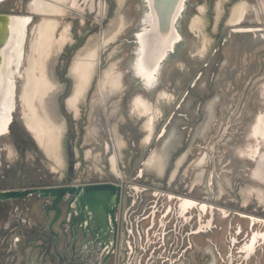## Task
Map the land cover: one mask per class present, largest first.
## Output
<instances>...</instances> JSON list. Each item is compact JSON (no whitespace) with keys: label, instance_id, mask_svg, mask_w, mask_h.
I'll use <instances>...</instances> for the list:
<instances>
[{"label":"rangeland","instance_id":"obj_1","mask_svg":"<svg viewBox=\"0 0 264 264\" xmlns=\"http://www.w3.org/2000/svg\"><path fill=\"white\" fill-rule=\"evenodd\" d=\"M29 1L2 0L0 13L31 14L27 9ZM217 1L187 0L186 9L178 23L183 40L162 63L157 84L147 90L131 72L134 34L144 12L142 0L125 1L120 9L125 27L108 45L102 44V38L111 31L112 22L116 21L117 0H94L95 6L99 2L103 3L102 12L87 4L82 5L83 11L70 9L60 19L57 35L68 25L71 41L48 63L49 74L60 86L49 100V110L52 115L66 122V131L61 139L65 167L63 170L58 168L59 172H52L49 158L25 129L22 109L20 103H17L8 132L0 136V190L57 185L65 182L67 175L72 183L133 181L145 187L144 192L139 193L145 202L153 194L150 191L159 192L158 207L167 204L175 207L176 200L169 201V194L188 196L196 202H206L214 213L211 225L201 231L198 211H191L190 215L195 217L185 224L193 232L188 236L191 245L187 243L185 257L180 258V262L183 259L182 264H264L262 244L248 258L239 256L244 254L238 249L239 245L248 240L247 235L253 233L250 221H254V231L264 230V199L258 200L255 195L259 189L264 191V180L254 175L261 160L259 156L264 153V139L256 142L250 136L257 117L260 115L264 119V0H224L222 16L216 26ZM79 2L81 5L83 0ZM240 2H244L248 9L239 24L229 25L227 19L230 12ZM202 5L206 7L203 14L204 27L202 31L194 32L190 28V21L199 14L198 8ZM39 18L34 16L30 31ZM203 34L208 39L204 50ZM96 41L101 43L97 69L86 98L80 104V117L75 119L65 106V99L73 88L69 67L79 51ZM112 62L117 63L116 70L123 74V92L119 98L109 102H95L93 105L99 93L100 75ZM24 63L25 60L23 66ZM21 81L19 76L17 88ZM160 91H165L170 100L158 101L157 94ZM138 94L160 108L149 144L144 142L145 120L131 111L132 98ZM114 100H117L118 105L115 114H112ZM91 124L99 125L101 135L96 136L98 141L94 138ZM113 126L125 143L123 154L119 157L123 179L114 177L107 168L106 153L100 162L87 159L85 154L89 149L94 155L100 154L101 142L104 139L112 141L109 129ZM170 132L178 134L177 138L175 136L178 142L174 144L169 168L179 155L188 151L181 172L172 184L168 180L156 179V175L145 168L147 157L162 148L168 139H164V136L167 133L169 136ZM251 146L260 149L255 159L250 157ZM9 148H13V154L9 153ZM198 157H205L200 169L196 167ZM141 169L142 177H137ZM200 171L203 172L201 179L194 181ZM188 184L190 186L186 188ZM191 187H194V191H191ZM245 188H252L247 198L243 195ZM164 194H168L167 197ZM3 217L0 222L4 220ZM168 218L167 232L171 236L168 242L172 247L168 246L170 250L175 248L176 251L160 253L169 256L180 252L178 248L182 235L177 230L182 223L179 220L173 230L176 218L172 214ZM198 229L200 231L196 233ZM142 238V245L151 240L148 234L142 235ZM1 243L0 240V249ZM149 245L151 247L156 244Z\"/></svg>","mask_w":264,"mask_h":264},{"label":"bare ground","instance_id":"obj_2","mask_svg":"<svg viewBox=\"0 0 264 264\" xmlns=\"http://www.w3.org/2000/svg\"><path fill=\"white\" fill-rule=\"evenodd\" d=\"M1 1L2 0H0V2ZM125 1L126 0H117L118 13L116 21L112 22L113 28L111 31L105 34L103 38L101 37L102 44L108 45L110 42H113V40L123 31L125 20L120 9L123 7ZM143 1L147 3L150 11H144V16L140 19V22H142V24L144 23L142 28L144 29L147 24H150L151 29H155L156 31L154 32V35L152 34L151 36H148L151 29H144V32L137 35L139 45L136 49V57L132 63V68L137 76L143 78V85L147 90L156 85V77L155 74L152 75L151 69H153L154 72H158V63L164 57L166 51L165 47L162 48V51H160V48H157V44L160 43V40H163L162 42H164L168 34V31H166L167 18L164 15L172 12L173 18H175L177 12L182 7V0ZM223 1L224 0H218L215 4L216 26L222 16ZM83 4H87L91 8L96 7V9H99L101 12L103 10V3L99 2V4L95 6L96 3L94 0H83L81 5L79 0H30L27 9L31 11L32 21L29 23L31 19L28 17L30 16L29 14H22L26 16V18L21 19L17 25L16 46L8 53V66L3 69L6 85L4 91H0V136L8 132V124L11 115L13 118L12 111L14 112L17 103H20L23 122L25 124L24 127L27 132L29 131L44 155L49 158L53 170H57L58 168L62 169L66 164V161L64 160L63 146L61 144V139L64 137L66 131V122L65 119H58L57 116L52 115L49 110V100L54 92L59 90L60 86L49 74L48 63L55 54H58L64 46L71 41L68 25H65L59 32V35H57L60 27V19L67 14L70 9L83 11ZM246 7L248 6H246L244 2L234 5L227 19L228 24H239L242 21L244 12L248 9ZM159 9L161 10L162 16L161 26L159 24L161 17L158 13ZM165 9L167 12L163 14L162 12H164ZM198 12L199 14L193 17L190 21V28L193 31H202L201 29L204 27L203 14L206 12V7L204 5L200 6ZM34 16H39L40 20L35 22L36 24L30 31ZM158 29L159 33L162 32L163 36L162 34L158 35ZM179 35L181 36V33H179ZM179 35H174L173 30H171V32H169L167 45H172V43L178 40ZM202 40V49L204 50L206 43L208 42V39L204 34ZM100 46V41L87 44L83 50L76 54L69 67V75L73 78V88L71 93L65 99V106L75 119L80 117V104L85 100L88 89L91 87L90 85L97 69V60L99 59L98 49ZM159 52L160 55L158 54ZM201 53H203V51ZM157 55H159V58L153 67V61L156 60ZM24 60L25 65L23 66ZM116 64V62L110 63L100 75L101 77L98 83L99 93H97L98 96L95 98L93 105H95V102L99 103L105 100L109 102L115 98H119L122 94L123 74L116 70ZM19 76L22 78V81L19 88H17ZM157 95L158 101L170 100V96L165 91H160ZM117 105V100H114L111 106L112 114H115ZM210 105L211 104H209V106ZM131 111L138 118H142L141 120H145L143 126L146 130L144 142L149 144L154 130L155 119L160 112V108L152 104L142 95L138 94L132 98ZM98 126L96 124H93L92 126L93 133L95 134L94 138L97 141L98 139L96 136L100 134ZM109 132L112 141H110L111 139H104V141L101 142L102 151L100 154L94 155L90 149L87 150L85 154L87 159L92 158L95 162H100L99 160L102 159V155L106 153L107 168H109L113 175L118 177L121 174L118 167L119 157L123 154L122 147H124L123 145L125 143L115 126H113L112 129H109ZM177 135L176 132H170L169 136L167 134L168 137L166 136V138L168 139L164 142L162 148L156 152L150 153L145 160V168L147 171L153 172L156 176L161 178L168 176L170 181L180 174L181 166L188 155V151L179 155L169 168L172 150L175 149L174 144L178 142V140L176 142ZM250 136L256 142L258 139H264V119L262 116L259 115L257 117L255 125L251 128ZM259 150V148L256 149L254 146H251L249 148L251 154L250 157L255 159ZM8 151L10 154H13V148H9ZM259 158H261V160L258 162L254 175L257 178L264 180V153L263 155H260ZM196 161V167L198 169H200L201 166L203 167L202 164L204 163V157H198ZM96 166L97 168H100L99 165ZM100 170H102V168H100ZM201 174H203L202 171L197 173L194 181L200 180L202 176ZM250 189L252 188H245L243 191V195L246 198L251 191ZM220 192H222V188ZM255 195H257L258 200L264 199V191L262 189H259Z\"/></svg>","mask_w":264,"mask_h":264},{"label":"flooded vegetation","instance_id":"obj_3","mask_svg":"<svg viewBox=\"0 0 264 264\" xmlns=\"http://www.w3.org/2000/svg\"><path fill=\"white\" fill-rule=\"evenodd\" d=\"M119 169L121 174L118 177L113 176L123 179V172L120 167ZM60 170H52V172ZM142 172L143 169L140 170L137 177H142ZM154 177L168 180L169 184H172L178 176L172 181L168 176ZM65 178V182L57 185L17 189L61 188L107 182L119 185L121 193L114 211L115 222L110 224L108 234L105 236L90 229L88 219L75 210L73 195L66 191H57L50 197H42L35 193L6 200L0 202V219L5 216L4 220L0 222V240L2 242L0 264H182L183 259L180 262V258L185 257L187 243L189 246L191 245L188 236L193 232L191 229L189 230V227H185V224L195 217V215H190L191 211L193 209L198 211V224L201 231L206 230L213 220V209L206 202H196L188 196L169 194V201L176 200L175 207L172 208L168 204L158 207L159 192L150 191L153 194L145 202L143 196L139 195L144 192L145 187L133 181L128 183L127 181L124 183L112 181L72 183L69 176L66 175ZM189 186L190 184L185 187ZM190 189L194 191V187ZM167 195L164 194V197ZM158 208H161L160 211ZM170 214L176 218L173 230L178 226L179 220L182 223L177 230L178 234L182 235V242L178 248L179 254L171 253L168 256V254L160 252L176 251L175 248L170 250L172 245L168 242L171 238L167 232L170 218H166ZM250 222L248 225L250 223L253 233L251 235L249 233L248 240L239 245L238 249L244 254H239V256L248 258L255 248L262 244L264 263V230L262 232L254 231V221ZM193 223L195 230L196 221L194 220ZM192 226L193 224L190 225V227ZM200 230L198 229L196 233H199ZM145 234L150 235L151 240L142 245L144 241L142 235ZM186 238L187 241H185ZM165 240H167V245H165ZM152 243L157 246L150 247L149 244ZM147 245L149 248H146Z\"/></svg>","mask_w":264,"mask_h":264},{"label":"water","instance_id":"obj_4","mask_svg":"<svg viewBox=\"0 0 264 264\" xmlns=\"http://www.w3.org/2000/svg\"><path fill=\"white\" fill-rule=\"evenodd\" d=\"M144 5V11H150L149 6L145 1H143ZM186 2L187 0H182V7L177 12L175 18H173L172 12L164 15L167 18L166 22V31H168V34L166 36V40L162 42L163 40H160V43H158L157 48H160V51H162V48H166L164 57L159 61V67L158 72H154L152 70V75L155 74L156 77V84L158 80L159 71L162 68V63L164 60L168 57L169 54L175 52L176 45L183 40L182 36L179 35V27L178 23L181 17L183 16V13L186 9ZM168 10V8H167ZM165 9L163 14L167 12ZM159 16H161V10H158ZM32 17L31 14H29ZM144 16V12L142 14V17ZM26 18V16L22 14H11V13H0V91H4L6 80L3 74L4 67L6 68L8 65V53L11 52V50L16 46L15 40L17 38V25L21 21V19ZM161 18L159 20V24L161 26ZM174 19V20H173ZM32 21V18L30 19L29 23ZM144 24V23H143ZM142 22L138 28V30L134 34V49H133V59L132 63L136 57V49L138 48L139 41L137 35L144 32L145 30L151 29V25L147 24L145 26V30L142 28L143 25ZM173 30L174 35H179L178 40H176L172 45H167L168 39H169V32ZM155 29H151L148 36L154 35ZM158 35L162 34V32L159 33V29L157 30ZM166 34V33H165ZM163 36V34H162ZM161 36V37H162ZM162 42V44H161ZM160 55V52L158 53ZM159 55L156 56V60L153 61V67L155 66V62H157ZM10 67V66H9ZM131 72L133 76L141 83V85L144 87L143 78L141 76H137L132 68L131 64ZM9 80V79H8ZM12 80V79H11ZM13 113V111H12ZM11 113V114H12ZM12 115L9 124L12 121ZM8 124V126H9ZM62 191V192H68L73 195V205L75 210L85 217V219H88V224L90 226V229L95 232H99L101 234H104L105 236L108 234L110 230V224L114 223V211L117 206L118 200L120 198L121 193V187L119 185L113 184V183H96V184H81V185H71L61 188H30V189H8V190H0V202L6 201V200H12L17 197L21 196H28L31 194H38L42 197H50L55 192Z\"/></svg>","mask_w":264,"mask_h":264}]
</instances>
